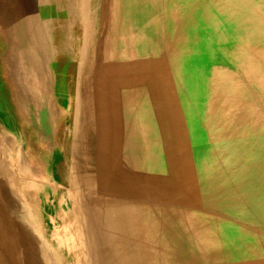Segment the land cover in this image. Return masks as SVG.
Segmentation results:
<instances>
[{"label": "rangeland", "instance_id": "rangeland-1", "mask_svg": "<svg viewBox=\"0 0 264 264\" xmlns=\"http://www.w3.org/2000/svg\"><path fill=\"white\" fill-rule=\"evenodd\" d=\"M203 1L0 0V243L18 241L11 262L86 264L79 211L101 264H264L262 236L202 189L218 187L235 141L218 71L238 67L224 51L248 46L232 23L214 25L219 9L196 31L227 37L208 49L186 40L183 9Z\"/></svg>", "mask_w": 264, "mask_h": 264}, {"label": "bare ground", "instance_id": "bare-ground-1", "mask_svg": "<svg viewBox=\"0 0 264 264\" xmlns=\"http://www.w3.org/2000/svg\"><path fill=\"white\" fill-rule=\"evenodd\" d=\"M215 9L221 11L224 15V20L214 25L219 28L232 23V27H230L235 30L236 36L244 39L248 46L235 45L231 50L224 51V54L226 53V56L238 67V73H235V75H230L225 68L218 71L219 79L222 80L219 82V86L225 91L221 92L224 98L223 109L228 108V110L232 111H227V113L230 114L228 120L232 122L231 127L234 130L235 141L225 150L227 151L225 160L227 170L223 174H219L218 187L215 188L212 183L213 179L209 178L205 184L202 183V189L208 193L216 192L217 203L220 208H225L229 215H232L236 221H240L238 223L247 224L251 230L261 235L264 239V0H206L199 2L193 7L192 11L187 12L186 8L183 9L185 12L182 11L183 13L181 14L182 23L188 26L186 40L195 38L193 40L198 41V49H208V43L212 37L223 40L228 36L225 35L227 30H224V28H221L218 32L207 30L197 33L196 31V28L205 22L206 24H211L210 22L213 18L207 14V11H210V14ZM179 20L181 21V17H179ZM191 26L195 28V31H191ZM240 80L252 83L254 88L251 90L257 92L256 96H251L248 92H241V88L238 84H235V82L239 83ZM257 99L258 102H256ZM76 212L78 213V226L88 240L85 243V247H88L89 242L92 253L90 257L86 255L85 263L101 264L95 240H89L92 236H90L92 224H90V220L87 219L85 213ZM224 231L227 230L224 228ZM10 235H8V238ZM94 235L92 238H95ZM13 242L15 244L13 245L14 248L11 246L12 244H9L8 240L0 243L1 264H19L16 260L14 263L10 261L11 257H13V252L18 248V241L13 240Z\"/></svg>", "mask_w": 264, "mask_h": 264}]
</instances>
